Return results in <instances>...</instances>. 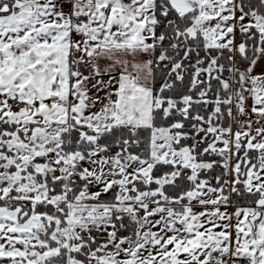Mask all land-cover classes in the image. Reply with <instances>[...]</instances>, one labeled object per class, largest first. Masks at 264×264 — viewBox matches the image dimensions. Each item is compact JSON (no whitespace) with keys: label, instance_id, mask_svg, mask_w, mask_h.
I'll list each match as a JSON object with an SVG mask.
<instances>
[{"label":"snow or ice","instance_id":"1","mask_svg":"<svg viewBox=\"0 0 264 264\" xmlns=\"http://www.w3.org/2000/svg\"><path fill=\"white\" fill-rule=\"evenodd\" d=\"M0 264H264V0H0Z\"/></svg>","mask_w":264,"mask_h":264}]
</instances>
